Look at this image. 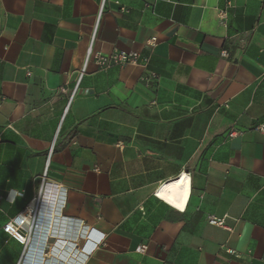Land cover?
Wrapping results in <instances>:
<instances>
[{"label":"crops","instance_id":"crops-1","mask_svg":"<svg viewBox=\"0 0 264 264\" xmlns=\"http://www.w3.org/2000/svg\"><path fill=\"white\" fill-rule=\"evenodd\" d=\"M259 125L264 0H0V264H264Z\"/></svg>","mask_w":264,"mask_h":264},{"label":"built area","instance_id":"built-area-1","mask_svg":"<svg viewBox=\"0 0 264 264\" xmlns=\"http://www.w3.org/2000/svg\"><path fill=\"white\" fill-rule=\"evenodd\" d=\"M102 13H103V5L101 6L100 11H99L98 22H99V19L101 18ZM96 30H97V26L95 27L93 35H92V42L95 39ZM156 44H157L156 38H152L148 41V45H150L152 47H155ZM138 58H139V54L136 52L128 53L125 51H116L112 54L105 55L102 53H96V52L94 53L92 50V47H90L88 50V53H87L86 61H85L80 79L83 76V73L85 72L86 67H87L90 60H93L101 70H107L114 64H116V65L137 64ZM158 78L159 77H158L157 73L150 71L147 75L142 76L140 78V80L142 82L150 84L152 82L157 81ZM72 98L73 97H71V99ZM255 131L260 132V133H264V125H259L258 127H256ZM239 133L240 132L237 129L232 128L230 133H229V137L233 138L236 135H238ZM38 206L39 205H36L34 208L30 209L27 214H24L21 217H19L17 219L16 223H9L8 225H6L4 228V231L6 233H8L9 235H11L17 241H19L21 243H26L28 238L24 236V234L22 233L21 230L28 226L29 231L32 232L34 225H35V217H36L35 213L37 212ZM30 219H32V222H30ZM208 222L210 225H215V226L227 228L225 225L224 218H218V217L210 216L208 218ZM92 236H93L92 233H90L88 235V237H92ZM95 238H96L97 242H90L89 239L84 241V244L81 246L82 247L81 252L83 254H84V252L91 254L94 251V249L97 247V245L100 244V242L103 240L104 236L98 234V236H96ZM78 244H81V243H78ZM146 249H147V246L143 245V246L139 247L138 251L139 252H145ZM227 251L230 254L236 255L237 257L240 256L234 250L228 249Z\"/></svg>","mask_w":264,"mask_h":264},{"label":"bare ground","instance_id":"bare-ground-1","mask_svg":"<svg viewBox=\"0 0 264 264\" xmlns=\"http://www.w3.org/2000/svg\"><path fill=\"white\" fill-rule=\"evenodd\" d=\"M183 175L176 180L175 183H172L170 185H168L165 190L163 191V189L161 191H163L161 193V195H159L160 198H162L164 201L166 200V202H170L169 204L172 205H177L173 207L179 209V210H183L184 209V204H185V200L188 196L189 193V180L188 178L185 179L184 183L182 185H179L178 183L181 181ZM167 202V203H168Z\"/></svg>","mask_w":264,"mask_h":264},{"label":"clouds","instance_id":"clouds-1","mask_svg":"<svg viewBox=\"0 0 264 264\" xmlns=\"http://www.w3.org/2000/svg\"><path fill=\"white\" fill-rule=\"evenodd\" d=\"M13 195H14V193L13 192H10L9 193V198L11 199Z\"/></svg>","mask_w":264,"mask_h":264}]
</instances>
